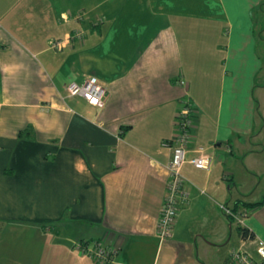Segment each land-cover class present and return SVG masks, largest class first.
I'll use <instances>...</instances> for the list:
<instances>
[{
    "label": "crops",
    "instance_id": "1",
    "mask_svg": "<svg viewBox=\"0 0 264 264\" xmlns=\"http://www.w3.org/2000/svg\"><path fill=\"white\" fill-rule=\"evenodd\" d=\"M262 56L264 0H0V264H101L77 246L94 240L117 248L104 264H223L236 223L264 241ZM90 75L102 107L67 93ZM185 100L186 157L212 165H182L161 240Z\"/></svg>",
    "mask_w": 264,
    "mask_h": 264
},
{
    "label": "built area",
    "instance_id": "2",
    "mask_svg": "<svg viewBox=\"0 0 264 264\" xmlns=\"http://www.w3.org/2000/svg\"><path fill=\"white\" fill-rule=\"evenodd\" d=\"M76 35L78 37L81 36V32H76ZM59 43V41H54L53 44L59 45ZM66 89L69 95H79L96 107H102L105 103L106 90L95 75L86 76L80 82L72 81L67 84ZM190 115L191 106L188 100H185L176 115L177 133L171 140L168 180L156 225V236L161 240L171 235L178 209L181 204L188 200L189 191L186 188L185 178L181 172L182 165L187 161L194 167L204 170H208L212 165V156L202 148L193 156L186 157V144L190 138V129L193 121ZM222 207L227 215L237 220L238 216L236 217V214L231 209ZM82 243H77L78 248L101 264L112 262L117 251L116 247L104 246L95 240L92 241L93 247ZM249 244L255 246L258 259H255L248 251L247 246ZM223 264H264V241L260 238L243 239L236 248L232 249L230 256Z\"/></svg>",
    "mask_w": 264,
    "mask_h": 264
},
{
    "label": "trees",
    "instance_id": "3",
    "mask_svg": "<svg viewBox=\"0 0 264 264\" xmlns=\"http://www.w3.org/2000/svg\"><path fill=\"white\" fill-rule=\"evenodd\" d=\"M188 102H189V101H188ZM183 103H184V101H183ZM189 103H190V102H189ZM190 106H191V104H190ZM190 116H191L192 119H193V117H194V112H193V110H191V115H190ZM20 134H21V132H20ZM257 203H258V202H255V203H243V207H244V208H249V207H251V206H253V205L257 204ZM236 204H241V202H240V201H237ZM231 211H232L233 213L236 212V211H235V208H231ZM229 216H230V215H229ZM230 219H231L232 222H234L232 216H230ZM236 229H237V231H238V233H239V235H240V237H241L242 239H247V238L252 239V238L255 237V234H254V232H253L252 230H250V229L247 228L246 226H242V225H240L239 223H236Z\"/></svg>",
    "mask_w": 264,
    "mask_h": 264
},
{
    "label": "rangeland",
    "instance_id": "4",
    "mask_svg": "<svg viewBox=\"0 0 264 264\" xmlns=\"http://www.w3.org/2000/svg\"><path fill=\"white\" fill-rule=\"evenodd\" d=\"M255 15H256V17H255ZM262 17H263V13L260 10H258L257 12L254 13V18H257V20L255 21V28H259L260 27L261 22L259 23V21H261ZM262 57H263V61H264V56H262ZM257 83H264V65H263L262 70L258 74ZM256 89H257L256 91H258L259 87H257ZM263 156H264V152H263ZM263 159H264V157H263ZM263 171H264V169L262 170V172ZM262 194H264V191L258 188L254 192L253 197L256 198V197H258L260 195L262 196ZM233 233H235V232H233ZM235 241H236V234H233L232 240H231L232 245H233V243Z\"/></svg>",
    "mask_w": 264,
    "mask_h": 264
}]
</instances>
